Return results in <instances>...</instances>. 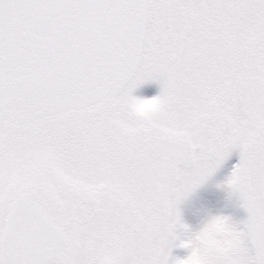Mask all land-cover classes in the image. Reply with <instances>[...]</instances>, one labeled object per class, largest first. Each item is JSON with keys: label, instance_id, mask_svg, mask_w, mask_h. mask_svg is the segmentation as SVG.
Segmentation results:
<instances>
[{"label": "snow or ice", "instance_id": "1", "mask_svg": "<svg viewBox=\"0 0 264 264\" xmlns=\"http://www.w3.org/2000/svg\"><path fill=\"white\" fill-rule=\"evenodd\" d=\"M237 148L203 264H264V0H0V264H188L179 205Z\"/></svg>", "mask_w": 264, "mask_h": 264}, {"label": "rangeland", "instance_id": "2", "mask_svg": "<svg viewBox=\"0 0 264 264\" xmlns=\"http://www.w3.org/2000/svg\"><path fill=\"white\" fill-rule=\"evenodd\" d=\"M136 91L133 92L135 96ZM198 198L201 199L200 203H197L195 206H191L186 209L184 223L189 226L188 231H181L180 240H188L192 235L199 231L206 222H208L212 217L225 215L230 217L233 221H242L246 217H241L237 219L234 215L231 214L232 209L230 207H221L216 204L215 195H206L204 193L198 194ZM228 199V198H227ZM225 200V205H227L228 200ZM180 241L178 244V251L172 255V258L185 259L190 254V248L181 247Z\"/></svg>", "mask_w": 264, "mask_h": 264}, {"label": "flooded vegetation", "instance_id": "3", "mask_svg": "<svg viewBox=\"0 0 264 264\" xmlns=\"http://www.w3.org/2000/svg\"><path fill=\"white\" fill-rule=\"evenodd\" d=\"M156 81H152L151 83H155ZM153 86V84H152ZM154 90L158 91L160 94L161 91V85L159 82H156L154 85ZM240 161V150L234 149L231 153V155L223 161V163L216 169V171L197 189H199L202 185L205 187L202 189L203 191H210L211 193H217L219 190V187H226L228 195L231 196L234 205L236 207L237 215H239L240 211L238 209H241L244 213L246 210L241 206V202L239 199L238 194L234 193L231 189V187L227 184L228 178L231 176L234 167L236 164H238ZM228 187V190H227ZM222 195V191L220 193ZM184 207H185V199L180 203L179 209L181 212V218L184 216Z\"/></svg>", "mask_w": 264, "mask_h": 264}, {"label": "clouds", "instance_id": "4", "mask_svg": "<svg viewBox=\"0 0 264 264\" xmlns=\"http://www.w3.org/2000/svg\"><path fill=\"white\" fill-rule=\"evenodd\" d=\"M161 104L159 99L153 98H140L136 97L135 99L131 100L128 104V109L130 114L139 120H147L152 118L156 113L160 111ZM216 229L219 231L226 230L224 225L218 224L216 225ZM180 244L187 243L188 240H180L178 238ZM177 240V241H178ZM190 248V254L186 257L188 264H203L202 256L198 248L192 247L190 244L187 246Z\"/></svg>", "mask_w": 264, "mask_h": 264}]
</instances>
